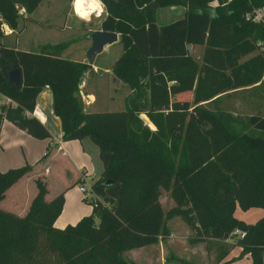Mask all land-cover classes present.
<instances>
[{"label": "trees", "instance_id": "trees-1", "mask_svg": "<svg viewBox=\"0 0 264 264\" xmlns=\"http://www.w3.org/2000/svg\"><path fill=\"white\" fill-rule=\"evenodd\" d=\"M211 1L103 0L101 28L119 32L123 44L112 70L132 91L124 109L90 111L80 78L91 64L62 57L67 42L36 51L3 42L6 26L13 33L42 0H0V92L9 98L0 104V126L8 119L35 137L50 138L33 114L38 94L49 85L63 138L93 136L111 153L92 187L101 198L91 200L92 213L76 224L55 225L65 195L48 200L42 178L24 215L0 206V264H134L124 252L169 237L168 218L176 214L193 229V242H224L236 228L246 231L225 249L219 244L216 264L235 245L240 254L221 264L246 254L252 264H264V216L247 222L235 215L238 205L264 207V113L241 118L219 104L258 82L264 87V25L246 18L264 0ZM171 6L184 7V15L158 24L157 11ZM188 44L204 45L201 63ZM12 68L21 70L19 85L9 80ZM190 92L193 99L184 96ZM31 169L0 170V201ZM118 182L116 199L105 187ZM162 189L176 203L168 212Z\"/></svg>", "mask_w": 264, "mask_h": 264}, {"label": "crops", "instance_id": "crops-1", "mask_svg": "<svg viewBox=\"0 0 264 264\" xmlns=\"http://www.w3.org/2000/svg\"><path fill=\"white\" fill-rule=\"evenodd\" d=\"M91 2L95 4L96 11H93L90 14H102L104 10V7H102L103 3H100L97 0H91ZM72 8L74 12V7ZM70 10L71 8L68 9L69 12ZM98 28H101V25L95 29ZM6 32L8 34L2 38L6 45L26 50L18 45H14L12 41L9 40L10 35H13L16 30L11 33L12 29L9 26H6ZM191 47V53L194 57L197 60L201 58L204 52V45L191 44ZM62 57L84 61L65 57L63 53ZM84 83L85 74L84 82L80 85V93L83 95L82 100L84 109L89 110L88 106L95 103L97 97L93 90H85ZM122 83H124V81L121 80L120 84ZM259 83L260 82L254 86L247 87L253 88L254 91L246 95V99L244 98L242 100V104L248 106L247 110L250 111L249 113H252V111L259 112L257 111V106L264 110V87L260 86ZM131 91L132 89L130 92ZM3 102H9V98L0 92V103ZM12 103L15 104V102ZM236 106H238V101H236ZM238 110L242 111L239 108L234 109L233 111L237 113ZM33 114L48 127L52 134L50 138L35 137L8 119H4L0 126V170L4 171L10 167L25 164H30L32 166V169L28 173L22 176L6 190L5 197L1 201L5 202L7 206L5 209L24 215L29 208L32 198L38 191L35 179L41 177L46 181L48 187V193L46 196L48 200H51L61 192H64L65 195L64 206L55 221V225L57 227H65L68 224H76L83 216L92 213L93 204L88 200L89 194L91 193V196H93L92 199L96 198V192L92 187L106 169L111 153L104 150L98 140L93 136L70 140H65L63 138L64 131L62 128V122L60 117L55 114L53 91L49 85H45L38 94ZM152 128L155 129L156 127ZM82 168L86 169L90 176L84 182V184L90 188L89 191L85 193L79 189V184L81 183L80 170ZM33 182L35 185H33ZM120 187L121 185L119 182L113 185H108L105 187V192L107 195L117 199L120 194ZM170 197L173 207L176 203L172 196ZM160 199L164 208L163 193H161ZM237 207H239V205ZM252 208L258 209L257 211L260 212L258 213L260 214V217L264 216V207ZM186 229V232L189 233L188 228ZM171 235L172 233L169 236ZM160 241L162 242V239ZM223 241L228 242L229 238ZM200 242L203 243L207 241ZM146 247H148V245L138 248L145 249ZM241 250L242 248L237 245L236 253H232V250L230 255H226L219 264L232 257L238 256ZM240 261H244V263L246 261L247 264H252V257L250 254H246L244 257L228 264H239Z\"/></svg>", "mask_w": 264, "mask_h": 264}, {"label": "rangeland", "instance_id": "rangeland-1", "mask_svg": "<svg viewBox=\"0 0 264 264\" xmlns=\"http://www.w3.org/2000/svg\"><path fill=\"white\" fill-rule=\"evenodd\" d=\"M97 1L100 3L102 1L103 3L104 10L102 14L93 13L87 19H82L75 10L74 0H43L29 14V18H20L19 28L13 35H10L9 40L14 45L26 50H40L43 44L46 43L67 42V47L61 51V55L63 53L65 57L88 62L87 51L92 43L89 34L101 25L100 21H102L106 13L103 0ZM72 7H74V12ZM70 8L69 12L68 9ZM163 9L160 8L158 10L159 15ZM171 9L176 18L183 15L184 8L182 6H171ZM157 21L160 23L159 19ZM122 53L123 44L120 41L108 44L96 56L93 65H90V69L86 71L84 88L86 91L93 90L97 97V101L88 106L90 111L120 110L125 108V97L130 92L131 87L126 82L118 83L112 70L114 62ZM251 55L247 54L241 60H245ZM198 62H202V57L198 59ZM253 91V88L237 91L222 98L219 104L231 110L241 109L242 111L238 110L236 114L241 118H245L250 111L247 110L248 106L242 104V100ZM81 96L83 95L81 94ZM184 96L193 99V93L191 92ZM235 100L238 101V106H236ZM257 111H259L258 113H264V110L258 106ZM147 122L150 121L147 120ZM236 127L239 130L244 128L243 125H236ZM249 130L253 131L251 128ZM33 185H35L34 182ZM162 193L164 210L168 212L173 208V203L170 199L171 193L165 189L162 190ZM92 197L90 193L89 202H91ZM0 206L7 207L4 201L0 202ZM257 210L252 207L243 209L239 206L235 209V215L242 220L252 222L260 217V214H258L260 212ZM168 224L172 233L171 236L162 239V242L159 240L150 244L145 249L133 248L127 250L124 252L125 257L134 264H216L220 253L219 244H223L225 249L237 239V235L234 234L229 237L228 242H193L192 237L195 233L182 216L177 214L171 216L168 218ZM186 228H188L189 233L186 232ZM236 246H233L227 255H230L232 250V253H236ZM239 264L247 263L246 261L245 263L240 261Z\"/></svg>", "mask_w": 264, "mask_h": 264}, {"label": "water", "instance_id": "water-1", "mask_svg": "<svg viewBox=\"0 0 264 264\" xmlns=\"http://www.w3.org/2000/svg\"><path fill=\"white\" fill-rule=\"evenodd\" d=\"M160 13L161 14L159 15L157 11V14H156L157 20L158 19L160 20V23H158L160 25L171 23L177 18H179V17L176 18L174 16L171 7H164V9ZM89 35L92 40V43L87 51L88 63L90 64L94 63L96 56L104 50L106 45L112 44L120 40L119 32L112 31V30H105L103 28L94 29L90 32ZM187 47L189 51L192 52L191 44H188ZM9 80L15 85H19L21 83L22 73H21L20 68H12L9 71ZM116 80L118 83L121 81L119 77H117ZM83 82H84V76L80 78V85H82ZM107 183H110V181H107Z\"/></svg>", "mask_w": 264, "mask_h": 264}, {"label": "built area", "instance_id": "built-area-1", "mask_svg": "<svg viewBox=\"0 0 264 264\" xmlns=\"http://www.w3.org/2000/svg\"><path fill=\"white\" fill-rule=\"evenodd\" d=\"M218 4V0H213V2H211V5L215 6ZM21 13L25 12L24 8L20 9ZM246 18L255 22H259L261 24L264 25V4L261 6H256L253 7L251 9V11L246 13ZM264 80V75H263V79ZM1 104V103H0ZM89 173L86 169L82 168L80 170V179H81V183L79 184V189L82 192H88L90 188H88L86 186V184H84V182L89 178ZM93 189V188H92ZM96 198H101L97 193H96ZM237 235V236H241L243 237L246 234V231L244 229L241 228H236L233 232L232 235ZM263 259H264V255H263Z\"/></svg>", "mask_w": 264, "mask_h": 264}, {"label": "clouds", "instance_id": "clouds-1", "mask_svg": "<svg viewBox=\"0 0 264 264\" xmlns=\"http://www.w3.org/2000/svg\"><path fill=\"white\" fill-rule=\"evenodd\" d=\"M76 12L82 19H87L93 11H96V6L91 0H74Z\"/></svg>", "mask_w": 264, "mask_h": 264}, {"label": "bare ground", "instance_id": "bare-ground-1", "mask_svg": "<svg viewBox=\"0 0 264 264\" xmlns=\"http://www.w3.org/2000/svg\"><path fill=\"white\" fill-rule=\"evenodd\" d=\"M102 7H103V5H102Z\"/></svg>", "mask_w": 264, "mask_h": 264}]
</instances>
